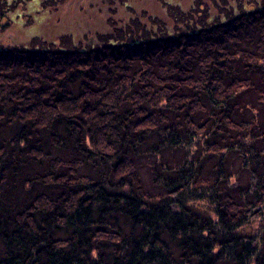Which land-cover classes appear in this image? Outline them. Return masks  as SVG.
<instances>
[{
    "label": "trees",
    "instance_id": "1",
    "mask_svg": "<svg viewBox=\"0 0 264 264\" xmlns=\"http://www.w3.org/2000/svg\"><path fill=\"white\" fill-rule=\"evenodd\" d=\"M101 1L0 44V264H264V0Z\"/></svg>",
    "mask_w": 264,
    "mask_h": 264
},
{
    "label": "rangeland",
    "instance_id": "2",
    "mask_svg": "<svg viewBox=\"0 0 264 264\" xmlns=\"http://www.w3.org/2000/svg\"><path fill=\"white\" fill-rule=\"evenodd\" d=\"M95 1L96 0H62L58 8L49 9L48 11L43 10L42 6L40 5L37 14L32 11L35 9V5L30 4L28 12H30L31 14L29 15L25 14V16L23 17V22L27 23L26 26L32 23L31 25L26 27L27 29L24 31L25 34H27L26 36L29 37L27 39L28 42H26L27 43L26 45L38 46V48H40L43 46L42 38H47V39L52 38L49 35H44L48 33L43 31L41 25H43L44 28L47 30H50L52 27H55L56 31L58 32V29H61V31H59L60 35H65V36L62 38L60 43L63 45H67L69 47L73 45V40H74L73 38H76V34L69 36V33L71 32H68V29L64 30L65 27L70 26L72 29L80 30L81 31L80 34L83 35V33H86L84 35L86 37L88 36L87 33L89 32L93 33V35L96 34L98 36L99 33H95V31H93L94 29L96 31H100L101 33L108 32L109 31L108 29L110 28L108 26L109 24L110 25L112 24V21H110V19L109 20L106 19L101 13H98V9L96 8L97 4L95 3ZM134 1H135L134 6L139 8L140 11L142 10L141 8H143L142 5L148 4L146 0H141V1L134 0ZM93 3L94 5H92ZM85 4L88 5V8H90L91 6L89 11L87 9H82V11H78V12L75 10L76 7ZM99 5L102 6L101 0H99L98 6ZM152 5L156 6L157 4L154 3ZM134 6L132 7L135 10L136 8ZM52 13L54 15L53 17L51 16ZM130 15L131 13L128 12V10H126V12L122 16L120 15L117 16L116 18L126 21L127 17ZM55 20L58 22H56ZM32 31L33 33H30ZM35 33L38 34L40 37L39 36L35 37L34 35ZM26 36H24L20 32L10 33L8 31H4L3 33L0 34V44L4 46H8V45L23 46L25 45L23 42H25Z\"/></svg>",
    "mask_w": 264,
    "mask_h": 264
}]
</instances>
